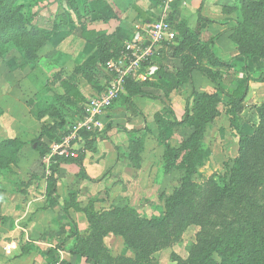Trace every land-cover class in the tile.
Instances as JSON below:
<instances>
[{
    "label": "crops",
    "instance_id": "crops-1",
    "mask_svg": "<svg viewBox=\"0 0 264 264\" xmlns=\"http://www.w3.org/2000/svg\"><path fill=\"white\" fill-rule=\"evenodd\" d=\"M94 4H88L90 20L81 28L77 37L78 46L73 48L75 52L79 50L81 56L72 67L68 66L66 69L69 71L68 76L60 72L54 73L60 87L51 95L43 96L40 100L41 106L48 105V99L54 105H62L54 103L52 97L54 94H64L61 84L63 80L72 79L76 91L80 94V98L76 99V104L80 107L89 97L103 91L108 79L104 66L97 63L89 76L81 70L76 71L78 65L97 57V49L93 43L97 34H110L119 29L120 40L124 45L125 41L136 38L140 29L134 33L135 27L140 28L149 22V16H155L156 19L165 16L167 19L172 13L171 3L164 11L162 0H106L103 5ZM229 4H232L229 0H177L170 20L175 38L155 45L150 56L152 59L143 65L136 77L130 78L138 85L141 93L128 94V89L123 90L116 104L101 114V125L96 129L93 144L89 148H84L81 144L79 146L78 143L75 145L84 153L81 168L74 162H61L56 166L51 164L50 168L55 174L54 180L50 179L51 181L45 176V166L40 167L30 162H19L16 164L17 170L13 168L7 172L6 178L0 180V264H50L58 258L65 259L67 264H88L86 257L72 254L74 248L82 247L81 240L86 241L90 234L86 212L103 213L114 207H124V185L136 181L133 174L135 175L137 169H144L143 165L139 166L134 160H130L132 153L128 148V141L143 136L144 125L141 122L161 125L163 138L159 141L155 139L156 145L152 148L161 149L160 142L163 139L167 140L170 146L176 145L179 135L184 137L186 134L184 126L174 123L181 120L185 106L192 105L191 92L213 94L218 93V87L224 91L232 90L237 84L222 87L221 83L225 82L227 77L224 72H227L231 65L248 66L246 61L240 59L237 44L230 37L236 18L233 17L234 12H230L235 7ZM179 30L184 33L182 36ZM189 34H192V37L188 36ZM189 37L192 38V44L199 47H195L197 50L190 53L195 65L201 69L192 68L185 79L184 74L182 76L180 73L183 66L181 53L177 48L182 41L185 45ZM210 40L211 51H208L205 47ZM66 51L71 52L69 49ZM210 52L230 65L212 63ZM252 62L256 69L260 67L254 59ZM219 72H223L221 79ZM178 73L181 74L180 77L177 76ZM30 74L29 68L23 69L22 82L29 94L35 91L34 84L29 81ZM259 86H264V83L248 80L246 94L248 91L256 92ZM260 96L264 98V91ZM136 97L139 99L135 102ZM244 100L241 102L242 108ZM165 107L169 108L171 113L167 112ZM27 112V116H24L23 111L19 114L10 113L9 118L12 122H18V125L12 127L9 138H17L27 133L31 118L28 110ZM243 112L244 109L240 113ZM249 112L256 115L255 107ZM239 115L238 131L251 134L256 121L246 125ZM38 117L39 114L35 113L36 120ZM150 129L153 135V127L150 126ZM37 130L39 129L35 127V131L30 133ZM119 134H123V138H120ZM149 136L150 134H146L145 137ZM112 137H115V140H112ZM0 138L3 137L0 135ZM23 148L24 146L22 150ZM145 150L146 147L141 153L142 158ZM148 150L152 158L159 156L153 151L150 152L151 148ZM152 166L154 164L148 168ZM146 185L151 184L148 181ZM129 196L127 195V198ZM129 201L135 204L131 199ZM163 209L162 206L160 210ZM105 239L110 248L113 246L119 249L123 244L121 236L109 235ZM53 254L55 260L52 261L50 259Z\"/></svg>",
    "mask_w": 264,
    "mask_h": 264
},
{
    "label": "rangeland",
    "instance_id": "rangeland-1",
    "mask_svg": "<svg viewBox=\"0 0 264 264\" xmlns=\"http://www.w3.org/2000/svg\"><path fill=\"white\" fill-rule=\"evenodd\" d=\"M104 2L106 0H99L97 3L100 6ZM229 2L232 3L229 5L235 7L233 11H230L234 12V16H232L242 24L241 33L238 34V48H236L240 53H247V55L252 53L253 56L250 55L245 60L248 64L246 67L242 64L231 65L232 67L230 66L227 69L228 71L224 72L227 77L224 79L225 82L221 83L222 87L225 88L240 81H245L247 77L252 82L264 83L258 81V79L264 77V0H229ZM88 4L91 6L95 5L93 0H14L12 2V7L16 8L17 15H20L22 29L25 28L29 33L0 42V135L3 137L0 140L6 137L9 138L12 127L18 125V122H12L9 118L11 114H19L23 111V113L25 112L24 116H27L28 110L32 120L30 118L27 133L17 137L22 144L9 150L3 149L1 151L2 158L9 160V166L0 170V180L5 179L7 172L11 171V169L15 168L17 170L16 164L19 162H30L40 167L45 166V176L49 178V181L54 178L55 174L50 168V165L54 162L52 161L53 158H50V146L54 142V138L58 139L67 132L68 122L76 121L82 117L83 108L81 107V113L75 112L71 106L52 104L50 99L47 100L48 105L41 106L40 100L43 96L51 95L54 90L59 89L58 78H54L56 77L54 73L60 72L63 75H67L69 73L66 70L68 66L72 67L73 63L82 54L78 52L79 50L75 52L73 48L78 46L77 37L80 35L81 28L86 26L90 20ZM156 18L155 16H149V22L157 20ZM139 29V27H135L134 33H137ZM7 31L9 30L7 29ZM67 49L71 50V52H67ZM32 51L33 54L31 55ZM252 59H254V62L256 61V64L260 65L259 68H255ZM25 68L30 69L29 81L35 86V91L30 92V94L24 88L22 82L23 69ZM221 73L219 72L220 79L222 78ZM132 81L134 80L132 79ZM256 90L253 93L248 91L249 93L246 94L245 92L242 108L244 112L240 113V115L237 113V116L239 115L245 120L246 125L253 121L257 123V114H252L249 110L257 107L264 100L260 96L264 91V86H259ZM217 92V97H213V99L200 98L197 105L196 100L192 99L194 108L190 111V120L182 124H179L176 120V124L174 123L177 126H184V134H186L184 137L179 135L180 137L177 138L178 141L174 146H170L166 142L167 140L164 141L163 139L160 142V145H162L161 149L152 148L156 145L155 139L159 141L160 138H163L161 125L157 126L155 123L147 124L145 121L141 122L144 125L143 136H139L137 140L128 141V148L132 153L130 155L131 159H129L134 160L139 166L143 165L144 169H137L135 172L136 176L133 174V177H136V181L133 180L131 184L124 185V207H134L136 214L145 219L151 216L161 217L164 214L163 210L160 209L162 206L164 207L166 198L181 184V178L184 175L181 167L185 165V163L181 165L182 156L180 155L170 165L168 171H165L166 168L162 162L166 154L165 147L178 148L191 135L194 125L199 121L198 111L204 109L206 110V115L209 111L213 119L207 124L202 134V154L197 155L200 163H195L196 172L190 174L188 181L202 184L211 179L219 180V178L224 176L229 165H231L232 158L238 155V128L230 124V118L233 115L226 113L228 95L220 89ZM119 96L110 107L116 104ZM138 99L136 97L134 101L136 102ZM35 113L40 114L37 120ZM60 120H64L65 124L56 127L55 133H52L50 129L43 130V125L45 127L47 125L55 127ZM150 126L154 129L153 135L151 134ZM35 127L39 130L31 134L30 131H35ZM249 127L248 129H250ZM39 134L41 136L37 138ZM146 134H150V136L147 138L145 137ZM119 136L123 138V134H119ZM111 139L115 140V137ZM144 147H146V150L142 158L141 153ZM150 148V152L153 151L159 156L152 158L149 155L151 153L148 152ZM94 149L92 150L93 152L96 150ZM150 163L154 164V166L148 168L151 165ZM137 181L139 184H137ZM148 181L151 185H146ZM127 195L130 196L127 198ZM253 195L256 196L259 202L264 204V188L259 189ZM129 199L135 204H132ZM186 206V201L181 200L178 207L183 209ZM146 207L148 208L146 209ZM127 211L130 212V210ZM226 213L231 215L229 212ZM163 216L161 221L157 223L158 225L140 224L137 227L141 231L140 236L149 237L157 243L158 248L151 254L152 258L149 264H176L171 259V256L178 255L187 258L189 253L186 248L198 240L200 225L192 224L178 231L177 229L179 228L175 227L178 224L172 223L171 218L173 216L166 214ZM214 217L216 216L214 215ZM107 218L110 219L111 217ZM207 220L212 221V223L215 221L213 216L207 217ZM98 224L101 227L104 225L102 229L105 230L102 235L100 233L97 236L100 237L98 244L93 243L95 246H92L89 251L98 258L99 264H148L138 262V247L134 248V245L125 242L121 235L108 230L107 221H100ZM217 224H210L212 230L216 229L215 225ZM133 225V223H128V227H133ZM109 235L113 237L121 236L123 244L119 249H115L111 243L112 248L107 246L105 238ZM90 244L92 245V242ZM74 249H72L73 255L77 254L86 257L77 248ZM194 258L196 259L193 260L192 264H202L198 260V252ZM213 258L215 264H220L219 257L214 255ZM50 260H55L54 254ZM87 262L92 264L89 260ZM61 264H67L66 260L62 259Z\"/></svg>",
    "mask_w": 264,
    "mask_h": 264
},
{
    "label": "trees",
    "instance_id": "trees-1",
    "mask_svg": "<svg viewBox=\"0 0 264 264\" xmlns=\"http://www.w3.org/2000/svg\"><path fill=\"white\" fill-rule=\"evenodd\" d=\"M13 1L0 0V42H5L29 33L25 28L22 29L20 15H17V9L12 7ZM98 1L94 0V3ZM176 5L177 0H172L170 4L172 13L175 11ZM172 13L167 18L169 24H171ZM234 23L233 33L230 37L237 44L238 34L241 33L242 24L236 21V19ZM182 31L179 30L181 36L184 34ZM120 34L119 29H116L110 34H97L93 38V43L97 49V57L84 61L76 67V71L81 70L85 75L89 76L97 63L103 67L108 59L117 57L123 48ZM188 36L192 37V34ZM190 37L186 40L185 45L184 41H182L177 48L178 52L181 53V63L183 66L180 73H182V76L184 74L185 79L192 68L201 69L195 65V60L190 53L199 47L192 44V38L190 39ZM211 43L212 41L210 40L205 47L208 51H211ZM184 51H187V53ZM240 54V59L245 58L242 59L244 61L248 56H253L252 53H248V55L247 53ZM210 56V60L214 64L230 65L229 62L216 58L211 52ZM151 59L149 58V60ZM180 73L177 76L180 77ZM205 74L211 77L207 72ZM248 79L249 77L245 81L238 82L232 90L224 91L222 88H216V91L220 89L228 95L229 100L226 103V113L233 115L230 118V124L234 126H238L237 113H240L242 110L241 102L247 91ZM258 81H264V77L258 79ZM61 84L64 87V94H54L52 101L54 103L64 104L65 106L69 104L68 106L73 107L75 112L81 113V107L76 104V99L80 98V94L76 91V86L72 79L63 80ZM127 89L129 90L128 94L141 93L138 85L131 79L126 80L122 91ZM71 92H73V95H71ZM191 96L194 101L196 100L197 105L200 98L213 99V97H217V93L191 92ZM193 108V105L192 107L189 105L185 106L181 120L178 121L179 124L187 123L190 120V111ZM165 109L171 113L169 108L165 107ZM255 110L258 120L253 131L251 134H243L238 131V155L232 158L231 165H229L226 173L219 180L211 179L202 184L188 181L190 174L196 172L195 163H200L197 155L202 154V134L207 124L213 119L209 111L207 115L205 109L198 111L197 116L199 121L194 125L191 135L178 148L165 147L166 154L162 159L163 165L166 168L165 171H168L170 165L180 155L182 156L181 165L183 163L185 165L181 167L184 172L181 178V184L166 198L163 215L173 216L171 218L172 223L178 224V226L175 225L176 228H179L177 229L178 231L192 224L201 226L198 240L186 248L189 253L188 257L171 256V259L176 264H192L193 260L196 259L194 257L197 252L198 260L202 264H215L214 255L219 257L220 264H264V204L259 202L256 196L253 195L259 189L264 188V102L255 107ZM64 124L65 121L60 120L55 127L53 125H47L46 127L43 125L42 127L44 131L50 129L52 133H55L56 127L63 126ZM96 134V130L80 131V136L77 141L78 145L80 146L81 144L84 148H89L93 144ZM58 140L59 138H54V141ZM19 144L22 143L17 138L0 140V170L9 166V160L2 158L1 151L3 149L9 150ZM79 149V147L76 148L77 156L75 158L56 157L53 158L52 161L54 162L52 164L56 166L61 162H74L81 168V160L84 153ZM181 200H185L187 203V206L183 209L178 207ZM127 210H130V212ZM226 212H229L232 216ZM86 215L90 223V234L87 236L86 241L81 240L83 245L78 250L86 256L87 261L89 260L92 264H99L98 258L89 249L95 246L93 243L98 244L100 237L97 236L100 233L101 235L104 233L105 229H102L104 225L101 227L98 223L100 221H107L109 229L106 228L108 230L121 235L124 241L130 245H134V248L136 246L138 247L137 255H139V263H151V254L157 250V243L149 237L140 236L141 231L137 227L140 224L158 225L157 223L161 221L164 217L163 215V217L151 216L145 219L136 214L134 207L127 206L122 208L114 207L103 213L86 212ZM105 216L111 218L109 219ZM211 216L215 219L213 223H218L215 225V230H212L210 225H213L212 221L207 220V217ZM126 222L129 224L133 223V227H128V223L125 225ZM91 242L92 245L90 244Z\"/></svg>",
    "mask_w": 264,
    "mask_h": 264
},
{
    "label": "built area",
    "instance_id": "built-area-1",
    "mask_svg": "<svg viewBox=\"0 0 264 264\" xmlns=\"http://www.w3.org/2000/svg\"><path fill=\"white\" fill-rule=\"evenodd\" d=\"M164 11L172 0H162ZM175 31L165 16L155 21L146 22L140 27L134 40L125 41L119 55L104 63V71L108 75L106 86L100 93L89 97L82 104L83 115L76 121L67 123V132L50 146V158H75V145L82 130H96L100 128V116L117 99L127 79L136 77L145 63L149 62L154 47L161 41L171 40ZM51 264H61L58 258Z\"/></svg>",
    "mask_w": 264,
    "mask_h": 264
}]
</instances>
